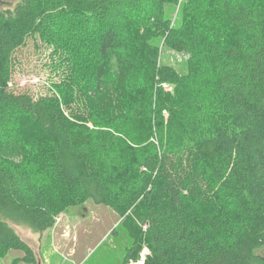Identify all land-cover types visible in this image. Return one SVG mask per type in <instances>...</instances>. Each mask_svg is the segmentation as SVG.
I'll list each match as a JSON object with an SVG mask.
<instances>
[{"label": "trees", "instance_id": "1", "mask_svg": "<svg viewBox=\"0 0 264 264\" xmlns=\"http://www.w3.org/2000/svg\"><path fill=\"white\" fill-rule=\"evenodd\" d=\"M179 1L174 27L166 8ZM155 39L198 59L212 93L185 80L201 104L191 100L168 128L158 121L143 145L129 146L111 121L132 102L166 104L156 79L178 80L159 66ZM29 40L66 54L63 103L91 72L93 127L68 117L54 95L11 87L14 54ZM89 200L146 226L127 260L147 244L149 264H255L264 248V0H21L14 13L0 11V257L15 250L36 264L9 222L43 233Z\"/></svg>", "mask_w": 264, "mask_h": 264}, {"label": "rangeland", "instance_id": "2", "mask_svg": "<svg viewBox=\"0 0 264 264\" xmlns=\"http://www.w3.org/2000/svg\"><path fill=\"white\" fill-rule=\"evenodd\" d=\"M20 3L21 0H0V11L12 14ZM181 6L182 1H179L178 5L167 6L166 16L171 20V26L175 27L182 21ZM217 31H219V36L225 33L224 29L219 26ZM62 35L63 42L67 44L70 40V31L63 30ZM152 42L162 47L159 66L167 67L177 74L178 80L176 81L159 82V79H156L157 88L166 95V104L172 103L173 106L170 109L158 97L152 99V104L147 102V105L146 102H142L140 105H136V102L126 103V107L122 110L123 115H120L115 122L111 119V124L121 130V136L129 146H133L135 142L139 146L143 145L144 143H140V141L147 127L154 129L158 121L162 122L164 130L168 128L170 124L174 123V112L180 111V107L186 103L194 105L191 100L194 99L198 106L201 104L200 90L195 89L196 98H193L194 92L191 93L193 89L187 91L188 85L184 83L185 80H196L190 81V84L210 92L213 85L211 75L206 68L203 69L204 66L198 59L197 63H192L189 55L163 48V42L160 39H155ZM84 45L86 46V44ZM14 60L11 80V87L14 90L29 92L36 97L54 95L62 101L63 109L68 117L79 122L85 120L84 122L90 127H93L94 120H100L98 116H93L92 112L97 111L93 109L92 102L84 94V91L90 87L91 72L89 73L87 69L84 71L88 74H83L85 79L79 82L80 86H71L73 102L63 103V96L56 87L69 75L68 68L71 67L64 52L53 57L51 48L40 49L33 40H29L26 46L14 54ZM196 65L200 66L199 70L193 68ZM136 68L132 76L133 87L134 84H138L140 65ZM193 70L197 75L191 78ZM181 93H183L182 97H180ZM156 109L161 110L157 111V116ZM98 115L99 117L103 116L101 112ZM158 115L162 119H158ZM152 136L157 138L158 134L154 133ZM29 137L31 139V136ZM9 224L31 246L36 256V264H139L142 262V264H149L148 261L151 257L149 247L147 244H143L139 248L137 256L127 260L128 249L136 239L140 227L142 226L143 230L146 229L137 214L120 218L107 206L96 204L90 200L84 204L65 208L57 217L55 226L43 233H38L24 225L12 222ZM0 264L31 263L24 259L23 252L12 250L7 256L0 257ZM255 264H264V248L258 251V260Z\"/></svg>", "mask_w": 264, "mask_h": 264}, {"label": "built area", "instance_id": "3", "mask_svg": "<svg viewBox=\"0 0 264 264\" xmlns=\"http://www.w3.org/2000/svg\"><path fill=\"white\" fill-rule=\"evenodd\" d=\"M146 253V252H145ZM143 263V262H142ZM134 264H136V263H134Z\"/></svg>", "mask_w": 264, "mask_h": 264}, {"label": "bare ground", "instance_id": "4", "mask_svg": "<svg viewBox=\"0 0 264 264\" xmlns=\"http://www.w3.org/2000/svg\"><path fill=\"white\" fill-rule=\"evenodd\" d=\"M139 264H142V263H139Z\"/></svg>", "mask_w": 264, "mask_h": 264}]
</instances>
